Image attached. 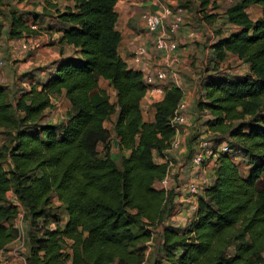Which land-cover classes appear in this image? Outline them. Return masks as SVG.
Returning a JSON list of instances; mask_svg holds the SVG:
<instances>
[{"label": "trees", "instance_id": "1", "mask_svg": "<svg viewBox=\"0 0 264 264\" xmlns=\"http://www.w3.org/2000/svg\"><path fill=\"white\" fill-rule=\"evenodd\" d=\"M197 1L203 10L215 3ZM116 3L50 4L71 52L61 48L47 79L40 86L32 82L14 105L0 83V126L12 135L0 148V252L16 239L23 209L27 264H143L157 229L166 264H264V0H236L225 10L228 29L211 44L212 58L232 54L248 72L209 76L208 101L201 103L221 127L226 119H242L230 134L249 157L248 170L243 174L230 152L222 153L183 229L168 222L175 192L158 186L167 164L155 158L165 156L175 134L171 118L184 93L169 84L154 104V119H144L147 85L142 71L129 68L119 53ZM253 6L261 9L257 17L249 12ZM10 14L13 37L31 31L23 13ZM100 78L115 90V101ZM62 94L71 105L67 120L44 121L53 97ZM114 114L117 154L105 125ZM62 208L67 220L54 219L52 228L50 217Z\"/></svg>", "mask_w": 264, "mask_h": 264}, {"label": "rangeland", "instance_id": "2", "mask_svg": "<svg viewBox=\"0 0 264 264\" xmlns=\"http://www.w3.org/2000/svg\"><path fill=\"white\" fill-rule=\"evenodd\" d=\"M235 1L215 0V3L211 4L208 9L203 10L197 0H162L164 5L170 6L173 11L183 15L184 23L182 28L188 26L191 29L199 30L204 38V41L201 38L200 41L194 40L190 46H186L183 54H179L180 62L174 68L177 78L170 77L165 81L166 85L174 83L180 86L191 99L190 106L185 112L186 121L178 125L179 134L184 138V144L179 151L169 152L170 158L167 160L172 170L179 168L183 171L186 169L183 175L175 174L171 176L173 180L172 189H174L175 196H180L184 191L183 196L185 199H189L188 192L184 190L186 182L192 179V175L187 172L191 166V158L195 153L200 137L208 132L211 134V138L215 144L226 143L231 147L230 154L232 155V159L243 174L247 172L249 167V157L237 145V140L230 134V130L236 127L242 119H226L224 126L221 127L214 121L215 118L210 109L201 106L203 101H208L205 85L209 76L233 77L241 76L248 72L247 64L232 54L225 60L214 61L210 49V42L212 41L211 33L219 37V32L224 31L223 27L226 25L223 24L225 10ZM2 5L4 6L0 12V83L8 87L7 99L14 105L19 95L25 90H29L32 82H36L40 86L47 79L52 62L59 58L62 47L65 50V54L71 52V49L68 46H63L58 34H55L59 31L62 37L63 33L60 29H63V25L57 21L55 12L50 11L46 7L48 5H43L37 0H5ZM11 10L23 13L30 23L37 21L39 29L37 31L24 32L22 37H13L10 34ZM260 10L258 6H253L249 9V12L252 17H257L260 14ZM206 15L217 17L216 19H219V21L217 20L214 23L211 19V22L207 20ZM225 29H228V26H225ZM22 41H25L29 45L28 49L19 47ZM207 48L210 49L209 52H206ZM100 85L108 91L111 101H115L116 92L109 86L107 81L100 78ZM52 100L53 106L45 111L44 121L52 123L65 122L71 106L69 100L64 94L54 96ZM142 111L145 120L152 121L154 119L155 110L152 104L144 102L142 104ZM115 119L116 115L114 114L105 123L112 131L113 154H117L119 151L115 134L113 133ZM11 137L9 129L0 126V148L10 143ZM99 149L102 152L103 146H100ZM155 161L157 163H164L165 158L163 161L161 156H156ZM218 162V159H208L203 170L199 175H196L199 185L198 200L203 194V190L213 182ZM5 165L7 166V164ZM157 184L160 186V182ZM8 196L11 200L16 199L12 191L8 192ZM24 213V210L20 209L19 216L15 220V225L18 227L17 236L22 235L26 240L28 224L24 221ZM57 214L55 218L50 217L52 228L55 227L54 219L59 220L62 225L67 220L64 208L58 210ZM192 216L193 212L190 210L189 204L187 202L181 203L175 199L174 208L168 222L179 229H183L187 226ZM146 247L147 258L143 264L167 263L160 229L155 231L152 240L146 243ZM26 252L27 249L25 247L18 248L17 244L11 243L3 251L6 264H27Z\"/></svg>", "mask_w": 264, "mask_h": 264}, {"label": "built area", "instance_id": "3", "mask_svg": "<svg viewBox=\"0 0 264 264\" xmlns=\"http://www.w3.org/2000/svg\"><path fill=\"white\" fill-rule=\"evenodd\" d=\"M37 1L48 6L57 2V0ZM155 3L159 5V9L155 11L149 10L143 12L142 20L147 32L155 35V50L162 52L164 56L169 58L170 62H162L151 66L146 62L143 67L139 69L142 71L143 80L147 85L145 98H147L152 104H155L156 102L163 99L165 90L167 88V85L164 84L165 81H167L170 77L177 78V73L174 70V66L180 62V57L179 44L176 38H174V35L179 32L184 23L181 13L175 12L170 6L164 5L162 0H155ZM28 26L34 31L39 29V23L37 21H32L31 23L28 22ZM197 35L198 34L196 30H190V38H194ZM28 46L29 45L25 41L20 42L19 45V47L23 49H28ZM148 53V47L142 45L137 49L134 60L139 63L143 60L144 56H147ZM183 93V97L179 101L171 118V124L174 127L175 134L170 141L168 149L165 151V156L163 158L161 157L163 161L165 158L164 163L167 164V169L165 176L160 181L159 187L165 189L167 192H169L173 186V180L171 179V176L175 174L183 175L186 172V169L183 171L179 168L177 170H172L167 161L170 158L169 152L179 151L184 144V138L179 134L178 125L186 121L185 112L190 106V103L184 91ZM231 150L232 149L230 146L226 143L215 144L209 132L200 137L195 153L191 158V166L187 171L190 173V175H192V179L186 182V187L184 189L188 192L189 199H185L183 194H181V196H183L181 201L183 203L187 202L189 204L190 210L193 213L198 208L199 185L197 183L196 175H199V173L203 170L208 159L216 160L222 153H229ZM12 243L17 244L18 248L25 247V239L22 237V235H18ZM0 264H6L3 251L0 252Z\"/></svg>", "mask_w": 264, "mask_h": 264}, {"label": "crops", "instance_id": "4", "mask_svg": "<svg viewBox=\"0 0 264 264\" xmlns=\"http://www.w3.org/2000/svg\"><path fill=\"white\" fill-rule=\"evenodd\" d=\"M46 7H48L50 9L49 6H46ZM158 9H159V5H157L155 3V0H117L116 6H115V10L118 13L117 27H118V30L122 34V42H121L120 47H119V53L124 58V60L126 61L129 68H134V69L139 70L140 68L143 67V65L146 62L150 66L156 65V64L162 63V62L163 63L164 62L165 63L170 62L169 58L164 56V54L162 52L155 50V48H154L155 36L153 34L147 32V30L144 26L143 20H142V13L143 12L149 11V10L155 11ZM50 11H51V9H50ZM52 11L55 12V10H52ZM260 13H261V10H260ZM216 18L217 17L212 18L214 23L217 22V20L219 21V19H216ZM218 18H220V17H218ZM223 28H224L223 33H225V31H227V29H225V26ZM190 30H196V29H191L190 27L185 26L176 35H174V38H176V40L178 41V44H179V54L180 55L183 54V52L186 49V46H190L192 44V41H194V40L200 41L201 38H202L201 40L204 41V38H203V36L199 30H196V32L198 34L197 36H195L194 38H190L189 37ZM55 34L56 35L58 34L59 40H61L60 39L61 38L60 32L57 31ZM211 39H212V41L210 42V45L216 39V36H214L212 33H211ZM205 40H206V38H205ZM62 44H63V46H67L64 43H62ZM142 45H145L146 47H148L149 53L147 54V56H144V58L141 62L137 63L134 60V56H135L137 49ZM210 49H211V47H210ZM210 49L207 48L206 52H209ZM193 50H194V48H193ZM175 66H177V64ZM175 66H174V68H175ZM164 84L166 85V83H164ZM186 96H187L189 103H190L191 102L190 97L188 95H186ZM144 102L152 104L145 97L142 101V104ZM152 105L154 107V104H152ZM154 110H155V107H154ZM154 113H155V111H154ZM183 193H184V191H183ZM175 199L182 203L181 200L183 199V196L177 195V196H175Z\"/></svg>", "mask_w": 264, "mask_h": 264}]
</instances>
